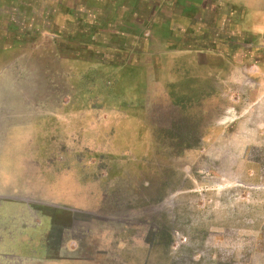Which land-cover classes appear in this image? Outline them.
Returning a JSON list of instances; mask_svg holds the SVG:
<instances>
[{
    "label": "rangeland",
    "instance_id": "1",
    "mask_svg": "<svg viewBox=\"0 0 264 264\" xmlns=\"http://www.w3.org/2000/svg\"><path fill=\"white\" fill-rule=\"evenodd\" d=\"M217 4L0 0V264H264V64Z\"/></svg>",
    "mask_w": 264,
    "mask_h": 264
},
{
    "label": "crops",
    "instance_id": "2",
    "mask_svg": "<svg viewBox=\"0 0 264 264\" xmlns=\"http://www.w3.org/2000/svg\"><path fill=\"white\" fill-rule=\"evenodd\" d=\"M184 1H200L209 3H227L230 8L235 11L231 29V38L244 39L248 36L250 46L254 54H259L261 57L260 64H264V0H184ZM215 5L217 11L220 10V5ZM222 12V11H221ZM221 43H225V33H218Z\"/></svg>",
    "mask_w": 264,
    "mask_h": 264
}]
</instances>
